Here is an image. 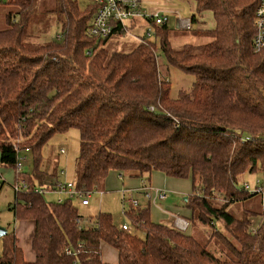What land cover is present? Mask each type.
<instances>
[{
    "label": "trees",
    "instance_id": "obj_1",
    "mask_svg": "<svg viewBox=\"0 0 264 264\" xmlns=\"http://www.w3.org/2000/svg\"><path fill=\"white\" fill-rule=\"evenodd\" d=\"M192 1L196 12L213 13L215 26L194 32L210 36L207 43L174 49L166 18L156 25V33L164 32L160 43L168 64L195 77L177 97L161 75L156 42L109 53L106 40L120 31L101 39L87 34L96 9L91 1L82 10L75 0H59L60 37L37 45L26 34L34 0L9 1L19 9L6 14L7 27L0 30V163L13 168V188L28 185L14 188L11 210L16 220L35 222L36 257L25 259L13 230L4 236L0 264H111L102 259L103 244L117 251L113 264H264V212L248 206L236 216L230 210L258 195L245 191L239 177H264V50L257 53L253 46L255 3ZM191 21L193 27L196 14ZM72 128L80 136L77 188L91 191V198L98 191L102 196L112 170L121 178L139 177L141 185H149L154 171L189 178L190 227L194 220L207 223L220 249L212 251L214 245L188 230L153 221L150 206L125 201L134 197L127 192L125 213L144 237L117 225L109 212L84 216L72 197L48 202L46 191H34L55 189L57 173L40 166L42 149L53 135ZM27 152L32 172L17 166L19 157L27 161Z\"/></svg>",
    "mask_w": 264,
    "mask_h": 264
},
{
    "label": "rangeland",
    "instance_id": "obj_2",
    "mask_svg": "<svg viewBox=\"0 0 264 264\" xmlns=\"http://www.w3.org/2000/svg\"><path fill=\"white\" fill-rule=\"evenodd\" d=\"M2 1V4H0V30L7 27L6 14L10 11L15 12L19 9V7L11 4L9 2L10 0ZM75 1L82 10H85L90 4V0ZM144 1L146 3L145 7L150 9L152 12H158L161 11L158 9H162L161 14L167 18V25L169 27L167 37L172 48L180 49L186 44L198 47L204 45L211 39L210 36L203 34L196 35L194 32L195 30H205L209 28V26L213 24V14L210 11H204L202 13L196 12L192 0ZM249 2H251V0H249ZM244 3L246 2L244 1ZM33 8L35 9V12L31 16V23L26 31V34L29 37L28 42L37 45L43 44L45 41H49V39L51 37H55V35L59 38L63 19L61 18L63 13L61 12L59 0H34ZM175 10H178V12ZM193 14L197 15L198 21L193 24L192 30L178 28L176 24L177 18H187L191 17ZM199 24L202 26L198 27ZM148 25L150 24L146 20H136L135 25H133L127 34L111 35L106 40L105 48L109 53L114 51H132L141 42L138 36L143 35L146 29L145 27ZM152 28L153 35L150 39L153 42H156L157 45V59L161 75L162 77L167 79L169 78L171 80V95L173 97H177L181 90H189L191 88L193 82L195 81V77L191 73L184 72L183 70L168 64L167 57L160 43V38L163 36L164 32H162L161 28H159L158 33L154 34L157 29L154 27ZM79 149L80 136L79 131L76 128L56 133L42 149V161L40 162L41 169L47 171L49 174L56 172L57 180L63 184H66L69 181H74L76 178V158L78 156ZM26 155L27 161L23 163L21 170L25 172H32L34 168L33 157L31 153L28 152ZM62 170L65 171L64 174H61ZM0 171L4 174V178H2L0 174V225L7 227L9 232H12L14 227L17 225L14 211L11 210V206L15 202V190L12 186L15 178V172L13 168L4 167L1 163ZM127 178L129 177L124 176L121 178L119 174L116 175L115 178L111 179L110 183L106 184L104 189L102 188V196H100L99 191L93 194L89 205H83L81 203V198L77 197H73V203L78 207L79 212L84 216L96 215L99 212H109L113 215L114 221L117 225L128 224L132 231L136 232L140 237H144L142 231L133 228L123 207V193L121 190L123 188V184L128 185ZM165 178H169L170 182L166 183ZM239 179L242 184L250 185L257 183L258 180L264 182V177L260 173H247L239 177ZM150 180L153 187L166 188L168 189L167 191H169L167 199L161 201V207L168 208L180 216L188 218L191 217V211L185 200L186 196L192 194V182L189 178L169 177L161 171H154L150 175ZM257 194V196H254L249 201H241L232 204L230 206L231 212L236 216H241L244 208L248 206L253 207L258 212H264V194ZM44 197L48 202H55L59 198V193L54 190H48L44 192ZM62 197L68 198L69 196L62 194ZM134 197L142 202V204H146V199L143 195H134ZM211 200L213 201V199ZM149 210L153 221L169 222V220H167V216H164L158 208L151 206ZM172 218L175 220V217ZM254 220H256V217ZM217 227H220L218 222ZM188 233H194V236L202 243H205V245H214L211 248L212 251H217V249H220L221 247L218 240L214 237V229L207 225V223H197L194 220V223L192 222L191 227L188 229ZM207 242H212V244H208ZM4 244L5 237H0V257L3 256ZM103 252L102 259L104 262L111 264L117 262L118 256L116 250L112 248L109 249V246H106Z\"/></svg>",
    "mask_w": 264,
    "mask_h": 264
},
{
    "label": "built area",
    "instance_id": "obj_3",
    "mask_svg": "<svg viewBox=\"0 0 264 264\" xmlns=\"http://www.w3.org/2000/svg\"><path fill=\"white\" fill-rule=\"evenodd\" d=\"M93 5L96 6L94 17L92 18L90 25L87 29V34L91 37L98 39L106 38L112 34L113 31H120L122 34H127L133 25H135L136 20L143 19L149 22L150 25L145 27V31L142 36H138L141 42H147L150 40V37L153 35V28H156V25H163L165 23L164 16L158 12H152L150 9L145 7L146 3L144 0H90ZM255 3V26H256V35L254 37V50L259 53L264 50V0H252ZM152 25V26H151ZM178 28L189 30L192 28V21L190 17L187 18H177ZM156 31L154 32V34ZM247 140L253 138L246 137ZM25 156L19 157L17 163L18 169H21L23 166V161ZM65 171L62 170L61 174H64ZM255 186V187H254ZM16 190L27 189L28 185L25 181H22L20 184H16L14 187ZM46 187H36L34 191L43 192L48 191ZM243 189L245 191L261 192L263 193V186L258 180L253 186L250 184H243ZM142 194L153 203L157 202L156 200L163 201L165 200L169 193L166 189L162 188H152L150 185H142L141 189ZM54 191L59 193L58 201L62 202L64 199L62 194H67L69 197L81 198V203L83 205H89L92 192L84 191L76 187L75 181H69L66 184L62 182L57 183ZM127 192V191H123ZM127 197V195H124ZM125 201H131L134 206L139 205V200L135 197H127ZM175 217L173 219V226L180 231H187L190 227V220L180 215H172ZM81 221V220H80ZM212 226L216 227L217 222L213 221ZM123 229H128V224H123ZM67 252L71 253V249L67 248Z\"/></svg>",
    "mask_w": 264,
    "mask_h": 264
},
{
    "label": "crops",
    "instance_id": "obj_4",
    "mask_svg": "<svg viewBox=\"0 0 264 264\" xmlns=\"http://www.w3.org/2000/svg\"><path fill=\"white\" fill-rule=\"evenodd\" d=\"M192 2L195 6L194 9H196L195 2L194 1H192ZM158 10L162 11V9H158ZM161 11H160V13H161ZM175 11L178 12V10H175ZM210 12H212V11H210ZM166 21H167V18H166ZM199 21H200V19H199ZM176 24H177V19H176ZM201 26L202 25H200V24L198 25V27H201ZM214 26H215V20L213 17V24L211 26H209V28H207V29H212ZM118 174L119 173L117 170L110 171L108 177L106 178L104 187L106 186V184L110 183L111 179L115 178L116 175H118ZM127 177H129V178H127V184L128 185L123 184V188L121 190L122 193H123V191H127V195H135V196L143 195L141 193L142 191L140 190L141 186H142L141 185L142 180L139 177H131V176H127ZM169 177H171V176H169ZM2 178H4V177L2 176ZM165 182L169 183L170 182L169 178H165ZM260 184L263 186V189H264V182L260 181ZM149 185L152 188H158V187L152 186L151 180L149 182ZM162 189H166V188H162ZM166 190H168V189H166ZM101 191L103 192V190H101ZM128 192H130V193H128ZM168 193H169V191H168ZM263 194H264V191H263ZM143 197L146 199V204H142V205H144L143 207H146L148 205L150 207L154 206V207L158 208L164 216H167V220H169V222H165V223L173 225V218H172L173 216L172 215H178V214L174 213L173 211H171L168 208L161 207V201L160 200H156L157 202L153 203V201H149L144 195H143ZM185 218H188V217H185ZM188 219L190 220V217ZM13 230L15 231V234L18 238V244L23 250L25 259L27 261H34L36 254H35L33 247H32V239H33L34 232H35V222L33 220H30V219L17 220V225L14 227ZM8 232H9V230H8ZM106 246H109V245H107V244L102 245V256H103V253H104L103 251L105 250ZM111 248L112 247L109 246V249H111ZM112 249H114V248H112Z\"/></svg>",
    "mask_w": 264,
    "mask_h": 264
},
{
    "label": "water",
    "instance_id": "obj_5",
    "mask_svg": "<svg viewBox=\"0 0 264 264\" xmlns=\"http://www.w3.org/2000/svg\"><path fill=\"white\" fill-rule=\"evenodd\" d=\"M188 199V196L185 197V200ZM8 234V228L0 225V237H4Z\"/></svg>",
    "mask_w": 264,
    "mask_h": 264
}]
</instances>
